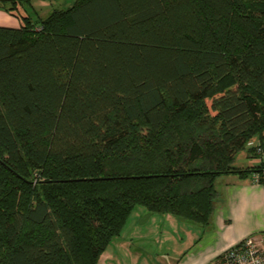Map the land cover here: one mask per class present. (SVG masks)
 <instances>
[{
  "label": "trees",
  "instance_id": "trees-1",
  "mask_svg": "<svg viewBox=\"0 0 264 264\" xmlns=\"http://www.w3.org/2000/svg\"><path fill=\"white\" fill-rule=\"evenodd\" d=\"M0 0V264H97L135 206L206 226L264 152V0ZM249 141L254 144L247 145Z\"/></svg>",
  "mask_w": 264,
  "mask_h": 264
},
{
  "label": "crops",
  "instance_id": "crops-1",
  "mask_svg": "<svg viewBox=\"0 0 264 264\" xmlns=\"http://www.w3.org/2000/svg\"><path fill=\"white\" fill-rule=\"evenodd\" d=\"M54 1L31 0L25 12L32 18L43 17ZM19 24L17 16L0 8V26ZM236 160L245 164L238 167L255 165L264 162V152L260 158H248L241 151ZM255 176L228 172L214 179L217 195L206 226L135 206L97 264H224L223 254L243 238L264 244V178L256 180Z\"/></svg>",
  "mask_w": 264,
  "mask_h": 264
},
{
  "label": "built area",
  "instance_id": "built-area-1",
  "mask_svg": "<svg viewBox=\"0 0 264 264\" xmlns=\"http://www.w3.org/2000/svg\"><path fill=\"white\" fill-rule=\"evenodd\" d=\"M249 141L247 145H252ZM258 180V176H255ZM224 264H264V244L252 237L243 238L237 245L228 249L222 256Z\"/></svg>",
  "mask_w": 264,
  "mask_h": 264
},
{
  "label": "rangeland",
  "instance_id": "rangeland-1",
  "mask_svg": "<svg viewBox=\"0 0 264 264\" xmlns=\"http://www.w3.org/2000/svg\"><path fill=\"white\" fill-rule=\"evenodd\" d=\"M60 1H62V0H60ZM60 1H54V6H59L60 4H59V2ZM46 3H49L48 1L46 2ZM33 4V3H32ZM39 4V3H38ZM34 5H35V8L37 9V11L39 10V7L38 6H36V4L34 3ZM39 6H40V4H39ZM42 10H44L43 8H41ZM254 144V143H253ZM235 165H245L244 163H241L240 161L238 162V160H236V162L234 163ZM263 178H264V176H263ZM259 179V178H258ZM141 207V206H140ZM192 222V221H191Z\"/></svg>",
  "mask_w": 264,
  "mask_h": 264
}]
</instances>
